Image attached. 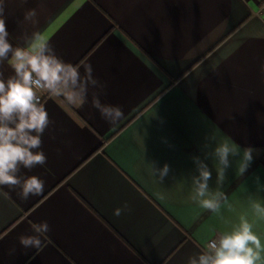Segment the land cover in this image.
<instances>
[{
  "label": "crops",
  "instance_id": "crops-1",
  "mask_svg": "<svg viewBox=\"0 0 264 264\" xmlns=\"http://www.w3.org/2000/svg\"><path fill=\"white\" fill-rule=\"evenodd\" d=\"M260 2L4 0L14 47L39 31L82 74L90 64L104 87L90 89L80 107L50 95L42 101L52 122L39 149L47 162L20 175L39 177L44 191L24 201L19 188L0 186V264H187L240 215L264 244V220L249 200L264 204ZM32 9L35 24L24 19ZM0 72L14 74L7 61ZM94 91L122 109L117 124L92 107ZM225 140L241 153L252 148L253 160L240 176L241 156H230L218 186L216 161L206 152ZM194 157L211 170L210 189L228 197L231 207L219 215L190 199ZM165 163L161 183L151 166ZM125 203L130 210L115 216ZM44 221L50 231L41 247H23L19 238Z\"/></svg>",
  "mask_w": 264,
  "mask_h": 264
},
{
  "label": "clouds",
  "instance_id": "clouds-1",
  "mask_svg": "<svg viewBox=\"0 0 264 264\" xmlns=\"http://www.w3.org/2000/svg\"><path fill=\"white\" fill-rule=\"evenodd\" d=\"M4 14V0H0V64L7 61L14 73L5 78L0 72V186L19 188V197L27 201L31 196L42 194L45 187V182L35 175H20L22 168L31 170L47 162L46 155L39 149L42 146L41 137L52 122L41 103L40 94L61 97L68 105L80 107L88 102L90 89L102 90L104 86L94 77L90 64L83 65L82 74L79 66L60 59L39 31L25 38V46L14 47L9 41ZM36 16L35 9H32L25 13L24 19L35 24ZM261 72L264 73V65ZM99 95V92L92 93V107L109 124H117L123 117L122 109L102 103ZM252 152L249 147L241 153L239 146L227 140L211 147L206 152V158L216 161V184H224L230 156H241L237 172L242 176L253 160ZM193 160L198 175L191 178L190 199L201 208L219 215L222 207H231L228 197L219 188L216 191L210 189L211 170L199 157ZM169 170L167 163L162 168L151 166L153 175L161 183ZM249 200L254 216L264 220V204L251 196ZM129 210L125 203L122 208L114 210V215L118 217ZM32 228L35 234L21 236L19 242L25 248H40L41 237L50 231V226L44 221L33 224ZM253 229L254 223L246 215H240L239 223L233 225L230 231L217 233L199 253L188 258L187 264H261L264 262V244Z\"/></svg>",
  "mask_w": 264,
  "mask_h": 264
},
{
  "label": "built area",
  "instance_id": "built-area-1",
  "mask_svg": "<svg viewBox=\"0 0 264 264\" xmlns=\"http://www.w3.org/2000/svg\"><path fill=\"white\" fill-rule=\"evenodd\" d=\"M255 15L264 21V0H261L258 10L255 12ZM41 103L49 95L46 93H41Z\"/></svg>",
  "mask_w": 264,
  "mask_h": 264
}]
</instances>
